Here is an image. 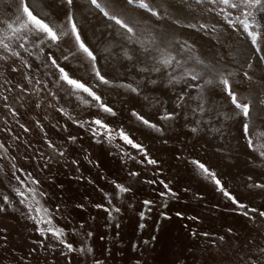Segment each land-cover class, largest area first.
Here are the masks:
<instances>
[{
	"label": "snow or ice",
	"instance_id": "obj_1",
	"mask_svg": "<svg viewBox=\"0 0 264 264\" xmlns=\"http://www.w3.org/2000/svg\"><path fill=\"white\" fill-rule=\"evenodd\" d=\"M6 2L0 12V214L22 209L39 237L26 252L13 253L14 264H40L41 253L52 256L50 261L44 255V264H55L56 253L65 264H72L74 253L84 264L89 256L90 264H106L89 244L93 232H85L84 223L70 229L60 204L50 206L44 181L23 163L43 160L41 171L53 162L70 163L79 173L81 160L68 159L76 145L83 161L97 169L91 145L106 147L127 168L131 182L113 177L108 190L100 188L103 202L93 205L110 222L122 213L128 194L136 195L135 183L158 186L153 191L161 201L179 200L182 192L199 203L210 190L224 201L225 211L245 221L243 243L241 231L231 225L227 236L195 229L191 235L216 248L230 236L238 243L229 264H264V172L252 169L244 182L245 191L259 195V203L242 198L228 173L241 151L246 163L259 161L264 167V132L256 131L264 127V0H215L211 7L202 0H180L179 5L176 0ZM237 28L243 39L230 31ZM48 125L67 136L54 141ZM70 125L82 134H73ZM35 130L44 150L28 139ZM146 138L170 146L200 187L177 189L163 178L161 161ZM209 151L217 163L210 161ZM130 162L139 168L129 167ZM143 171L151 176L141 180ZM87 182L94 181L89 177ZM140 203L143 220L157 201ZM160 206L168 208L166 202ZM160 216L170 218L166 211ZM175 216L202 222L195 213L178 210ZM70 231L82 237L78 247ZM8 242L7 229L0 227V246L7 249Z\"/></svg>",
	"mask_w": 264,
	"mask_h": 264
},
{
	"label": "rangeland",
	"instance_id": "obj_2",
	"mask_svg": "<svg viewBox=\"0 0 264 264\" xmlns=\"http://www.w3.org/2000/svg\"><path fill=\"white\" fill-rule=\"evenodd\" d=\"M180 0H176L179 5ZM203 4L212 6L215 0H202ZM7 6L6 0H0V12ZM259 14V9H257ZM236 35L243 39V34L240 29H230ZM146 110H149L146 106ZM47 123V122H45ZM49 127V136L58 143L61 138L66 137L67 133H57L55 129ZM73 134L80 133V130L74 126H69ZM17 131H19L17 129ZM256 131L264 132V127H257ZM82 134V133H80ZM171 134V133H170ZM0 133V136H3ZM28 139L33 140V146L36 149L44 150L43 140L38 130H35L34 135H29ZM10 142V141H9ZM145 143L149 145V151L152 155L161 161L163 169V178L171 179L174 182V187L177 189L183 188L185 185H190L193 189L200 187L198 181L192 175L186 172L183 167L175 159V153L170 146L162 145L154 139L146 138ZM83 144L85 147L91 145V142L85 137ZM75 150L69 149L68 159L78 158L81 160L80 172L75 170L76 166L70 163L65 165L62 162H53L49 168L40 170L44 161L36 160L26 167L30 170H35L39 177L44 181V186L51 193L50 206L55 207L60 204L61 210L68 217L70 224L69 228L79 229L81 223L85 224L84 231L91 230L93 237L89 244L94 249L97 258L106 259V264H135L137 259L140 264H229V260L233 258L232 249L238 243L236 239L228 236L227 241L220 247H211L208 239L204 237H193L191 230L197 232L210 231L218 235H226L228 226H234L241 231V239L239 243H243L245 221L236 216L231 211H225L223 208L224 201L213 196L209 190L207 199L203 202H197L191 198V194L181 192L179 200L161 201L154 188L158 186H149L144 183H135L136 195L133 197L128 194L123 200L122 213L114 221H109L107 215L102 211L93 207L95 203L103 202V193L100 188L109 189V183L113 177L124 182H131L127 178V168L123 167L117 157L108 155L106 147L91 145L92 158L97 160L100 168L97 169L93 165H89L83 161L79 155V145L74 146ZM178 147V145H177ZM23 155L24 149L21 148ZM32 148L28 149V155H32ZM238 158L231 161L232 167L228 169L229 176L233 178V187L238 190L242 198L253 203H259L260 197L255 193L249 194L245 191L244 182L250 170L254 169L256 174L264 172V167L260 162L246 163V157L242 151L237 153ZM210 161L215 164L217 158L209 151ZM129 167H137L131 162ZM77 175L85 177L83 180H76ZM107 179H102L101 177ZM144 176H151V172L143 171L141 180ZM54 177V183L49 184L48 178ZM91 178L94 182L89 184L87 178ZM0 180H4L3 175H0ZM6 182V181H5ZM56 184H62L63 188H57ZM143 198L156 199L157 204L153 211L146 215L141 220L139 211L142 210L140 201ZM167 203L168 208H162V203ZM219 202L220 208L213 207ZM83 204V208H76V204ZM120 203V201H116ZM133 205L132 208L128 204ZM183 211L187 214H197L201 218V223L197 224L192 221L181 219L175 216L176 211ZM161 211H166L169 219H163L160 216ZM19 211H9L8 213L0 214V227L6 228L9 236L8 248L4 249L0 246V264H14L13 253L16 256L21 254L20 249L27 251L28 246L33 239H39L38 235L32 230L33 226L30 221L26 220ZM119 223V229L116 224ZM143 223L145 227L141 229L139 225ZM187 225V227H185ZM70 239L76 241V246L82 242V237L69 232ZM155 236L156 240L152 241L151 237ZM144 240H149L150 243L145 246ZM136 248L133 249L132 245ZM110 252V255H109ZM48 255L49 260L52 256L47 253H41L40 264H44L42 257ZM92 257L89 256V264ZM55 264H65L63 258L56 253ZM72 264H84V258L78 254H72Z\"/></svg>",
	"mask_w": 264,
	"mask_h": 264
}]
</instances>
